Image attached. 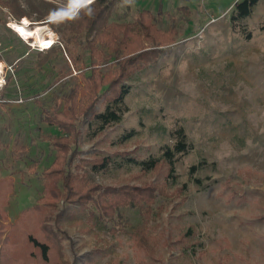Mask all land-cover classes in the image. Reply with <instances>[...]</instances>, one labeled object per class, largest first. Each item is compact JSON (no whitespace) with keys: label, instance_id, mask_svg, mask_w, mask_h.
I'll list each match as a JSON object with an SVG mask.
<instances>
[{"label":"rangeland","instance_id":"374dc122","mask_svg":"<svg viewBox=\"0 0 264 264\" xmlns=\"http://www.w3.org/2000/svg\"><path fill=\"white\" fill-rule=\"evenodd\" d=\"M16 1L30 10L28 0ZM45 1L75 13L74 0ZM237 1L121 0L114 6L110 21H133L138 10L149 8L162 31L173 30L155 33L159 40L136 52L154 51L152 62L144 61L125 81L128 110L120 122L102 128L91 114L75 121V172L90 185L134 186L147 194L139 198L149 205L120 200L122 222L113 223L96 220L87 201L61 202L49 221L58 237L50 264H264V0L249 17L233 22ZM11 2L0 0V55L14 66L0 95V102L8 101L0 106V176L15 180L7 210L16 220L42 195L43 170L55 156L46 137L59 130L41 119L42 110L56 106L55 97L61 102L76 76L82 86L84 79L66 53L39 66L38 52L47 50L33 48L10 28L9 16L17 18ZM28 18L31 28L53 30L35 12ZM97 62L104 70L106 64ZM66 67L72 75L57 83ZM104 94L96 113L106 108ZM178 126L192 148L177 154L174 175L165 161L141 170L137 161L160 157L174 145ZM104 157L111 158L108 166L94 168ZM135 233L141 242L132 238ZM39 235L48 238L47 231ZM32 257L39 263L40 251L34 249Z\"/></svg>","mask_w":264,"mask_h":264},{"label":"trees","instance_id":"16d2710c","mask_svg":"<svg viewBox=\"0 0 264 264\" xmlns=\"http://www.w3.org/2000/svg\"><path fill=\"white\" fill-rule=\"evenodd\" d=\"M28 1L30 10L23 9L16 0L9 3L17 19L28 20V16H32L35 12L36 20L49 23L59 34L61 42V46L55 44L46 53L38 52L39 66L42 68L51 64L54 58L66 53L74 71L77 72L79 69V76H83L84 85L82 86L79 77L76 76L74 83L68 87V92L61 97L62 103H58V97H55L53 101L57 105L42 110L41 119L59 130L46 137L55 149V156L43 170L42 195L32 206L22 210L20 216L14 221L9 218L7 206L10 196L16 190L15 180L12 176H0V264H44V262L50 264L53 262V246L58 242V237L53 232L54 228L49 226V221L52 220L53 211L61 202L66 205L68 202L87 201L93 208L90 214L93 215L95 212L96 220L102 219L113 221V223H118L120 220L119 206L121 204L137 208L149 205L139 198L142 195L145 199L147 194L139 193L138 188L134 186L103 188L95 184L90 185L86 175L75 172V168L79 166L75 164V158L80 135L75 121L81 115L86 120L91 114V117L94 116L96 121L101 123L102 128L120 122L128 110L125 98L130 88L125 81L131 79L138 70L143 68L144 61H150V55L154 51L136 52L149 47V43L157 42L159 38L155 36V33L165 34L173 30L162 31L157 24V15L149 8L138 10L133 21H110L112 9L121 0H94L87 5L77 4L74 0L75 13L61 11L51 1L41 0L40 3ZM259 1L238 0L234 4L232 21L236 22L249 17ZM50 15L54 16L49 18ZM52 18L55 19L51 20ZM158 44L161 43L158 42ZM82 51H86V54ZM0 58H2L1 55ZM98 59L106 64L103 67L104 70L100 71ZM88 61L90 62L87 63ZM67 67L60 71L62 73L58 76L57 83L72 75L73 70H67ZM10 78L11 76H8L7 84ZM4 88L1 92L2 96ZM104 93L108 97L106 108L96 113L95 103ZM7 103L8 101L0 102V106ZM172 134L175 139L174 145L165 146L160 157H149L137 161L141 170H154L162 161H165L169 166L170 176L174 175L177 154L190 152L192 144L183 126L176 127ZM131 135L132 132H129L124 138H129ZM110 162V157H104L101 161H94L93 167L103 169ZM196 168L198 167L194 165L192 170ZM120 200L123 202L121 203ZM95 210H98L99 214ZM91 220L92 225H95ZM40 231H47L48 238L44 239L40 236ZM138 237L139 233L132 236L135 241L141 242ZM33 248L40 251L39 263L34 260L36 257H32Z\"/></svg>","mask_w":264,"mask_h":264},{"label":"built area","instance_id":"2783aa9c","mask_svg":"<svg viewBox=\"0 0 264 264\" xmlns=\"http://www.w3.org/2000/svg\"><path fill=\"white\" fill-rule=\"evenodd\" d=\"M93 0H91L92 2ZM90 2V3H91ZM89 3L83 2L81 3V5H87ZM32 24V22L26 20V19H17L15 17H13V15L9 16V21H8V25L10 26L11 29H13L22 39H24L25 41H27L33 48H37L40 51H45L50 49L52 46H54L58 41H59V36L55 34V32L52 30L51 34H46L45 35V40L44 42L40 43V42H36L34 39L32 38H27L25 37L24 34L21 33V30L17 27L18 25H23L26 27H30V25ZM53 37L52 42H50V37ZM0 46H2V44L0 43ZM9 72H14V66L12 64L7 65L1 58H0V95L1 92L3 90V88L5 87V85L7 84V79H8V74ZM23 99L19 98L18 100H16V102H22Z\"/></svg>","mask_w":264,"mask_h":264},{"label":"bare ground","instance_id":"6f19581e","mask_svg":"<svg viewBox=\"0 0 264 264\" xmlns=\"http://www.w3.org/2000/svg\"><path fill=\"white\" fill-rule=\"evenodd\" d=\"M20 30L21 33L25 35V37L27 38H32L34 39L36 42H44L45 35L46 34H51L52 29H49L48 26L46 25H37L34 28H29L23 25H18L17 26ZM53 37H50V42H52Z\"/></svg>","mask_w":264,"mask_h":264},{"label":"clouds","instance_id":"9594fccd","mask_svg":"<svg viewBox=\"0 0 264 264\" xmlns=\"http://www.w3.org/2000/svg\"><path fill=\"white\" fill-rule=\"evenodd\" d=\"M90 2H91V0H90ZM90 2H86V3H90ZM134 2V0H123V3L125 4V5H130V4H132ZM89 14H91V10L89 9Z\"/></svg>","mask_w":264,"mask_h":264},{"label":"snow or ice","instance_id":"6c2138e0","mask_svg":"<svg viewBox=\"0 0 264 264\" xmlns=\"http://www.w3.org/2000/svg\"><path fill=\"white\" fill-rule=\"evenodd\" d=\"M83 2H90V0H76V3L79 4V3H83Z\"/></svg>","mask_w":264,"mask_h":264},{"label":"crops","instance_id":"0c3cea01","mask_svg":"<svg viewBox=\"0 0 264 264\" xmlns=\"http://www.w3.org/2000/svg\"><path fill=\"white\" fill-rule=\"evenodd\" d=\"M9 218H10L11 221H14L15 220V219H11L10 215H9Z\"/></svg>","mask_w":264,"mask_h":264},{"label":"water","instance_id":"95a60500","mask_svg":"<svg viewBox=\"0 0 264 264\" xmlns=\"http://www.w3.org/2000/svg\"><path fill=\"white\" fill-rule=\"evenodd\" d=\"M51 20H53V19H51Z\"/></svg>","mask_w":264,"mask_h":264}]
</instances>
